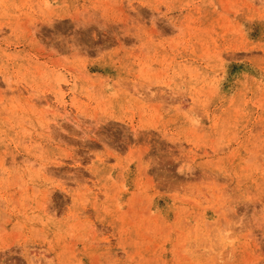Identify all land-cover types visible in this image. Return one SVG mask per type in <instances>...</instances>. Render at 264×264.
I'll return each instance as SVG.
<instances>
[{
    "label": "rangeland",
    "instance_id": "obj_1",
    "mask_svg": "<svg viewBox=\"0 0 264 264\" xmlns=\"http://www.w3.org/2000/svg\"><path fill=\"white\" fill-rule=\"evenodd\" d=\"M0 264H264V0H0Z\"/></svg>",
    "mask_w": 264,
    "mask_h": 264
},
{
    "label": "bare ground",
    "instance_id": "obj_2",
    "mask_svg": "<svg viewBox=\"0 0 264 264\" xmlns=\"http://www.w3.org/2000/svg\"><path fill=\"white\" fill-rule=\"evenodd\" d=\"M146 174H147V173H146ZM149 199H150V198H149ZM142 209H143V208H142ZM146 211H147V209H146ZM146 211H145V212H146ZM144 214H145V213H144ZM210 223H211V222H210ZM189 225H190V224H189ZM95 228H96V227H95ZM152 229H153V228H152ZM159 229H160V228H159ZM145 235H146V234H145Z\"/></svg>",
    "mask_w": 264,
    "mask_h": 264
}]
</instances>
